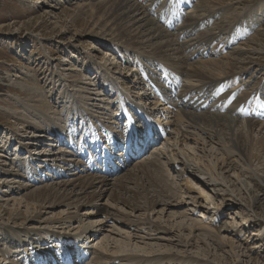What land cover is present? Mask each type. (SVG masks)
Listing matches in <instances>:
<instances>
[{
    "label": "rangeland",
    "instance_id": "obj_1",
    "mask_svg": "<svg viewBox=\"0 0 264 264\" xmlns=\"http://www.w3.org/2000/svg\"><path fill=\"white\" fill-rule=\"evenodd\" d=\"M106 1L107 0H0V254H2V252L5 253L3 254L2 257L4 260H0L1 261L0 264H26V260L32 261L31 258L34 257V254L38 251L37 249L39 247L45 248L46 246L49 245L58 246V244H55L54 241L56 240L59 243L60 240H58L57 237H51L49 235L46 236L44 235V233L39 234L38 231H40L39 229H42V227L50 226L49 229L53 230L56 234L57 233L61 235H63V233L64 235L66 234L65 235L66 237H64L63 239H67L69 235L75 236L76 233L78 234L81 229H78L76 227L77 222L75 221L74 218L71 220V216H74L76 214L75 212H77V214H80L83 211L89 210L88 208L90 206L85 205L84 204L85 201L81 202L82 199H80L79 201H74L69 206H66L67 204H65L62 200H60L59 199L60 197L57 198L55 196H52L51 194L34 195L33 193L35 191H38L42 186L45 187V185H49L50 183H56L61 180H71L77 178V176L83 177L81 179L83 180L87 178V176H89L90 174L96 173V172L90 173L89 171L91 169L90 170L86 169V171L81 172L84 164L83 163L84 160H88V162L93 160L92 156L90 159V155L89 157L81 158L82 162L78 163L76 168H69L66 171L52 168L53 171L49 172L50 175H53L52 177L47 176L46 171H42V173L34 172V170H36L38 166L35 169L31 168V164H30L31 160L29 159L28 156L29 153L28 152L25 153L24 150L25 148H22L21 146H19L18 143H15V139L12 137V135L14 136L17 135L18 137L23 139V141H26L27 144H25L24 147H26L28 150H31L33 152L32 154L30 153L33 158L34 156H36V159H41L43 161H47L45 159H48L50 162H54L52 161L53 159H58V161L54 162L56 164H59V162L62 161L63 159L78 158L77 156L84 154L82 151L86 149L81 147L82 145L81 146L79 145L80 153L79 155H76V152H73L72 149L67 147L68 144H65L67 143V140L62 141V139L60 138L57 139L54 134L48 135V132L44 131L45 129L38 130L34 128L31 122L25 121V120L32 121V117L30 115L31 112L25 110L27 109V106L31 107L35 105L39 108H42L46 106L40 105L38 100H40V102L42 101L43 104L46 102L48 104L49 109L48 108L43 109V112L45 111L44 113L48 114V116L51 118L49 119L52 120L56 125L60 126L63 131H64L63 122L64 120H67L68 123L71 125V128L66 129L65 127L66 131L64 133L66 135H70V133L73 132V128H75L74 123H78L77 121L78 118L72 120L74 111L67 108L68 104L67 103L65 104L64 102V99L66 100V96H68L69 94H71L72 96L74 95V98L78 100V104L81 105L85 109V111H87L86 114L88 113L90 116L95 115L101 118V120L106 119L105 121H108L106 116L102 114L103 109L99 107H103L104 106L103 104L106 102L109 103L113 101L114 103L115 96L109 90H106L105 87L106 81H104L102 76L103 73L102 64L105 65L108 71L113 74V77L117 82L121 83L122 85H124V87H127L130 90V92H132L131 94L138 92L139 91L138 89H140V88L137 89L133 85V83L128 82L130 80L127 79L130 75H134L135 77L138 76L136 74L138 73V70L137 68H134L137 67L138 62H140V64H142L143 66H147L148 70L153 69L156 72L161 71L163 73L164 72L163 66L167 67L166 65H163L162 61H157L158 59L155 58L150 59L148 56L151 57V54H146L145 56L134 54L136 58L132 56L129 57V59H125L126 54L125 52H123L124 58L118 57L116 52L112 51L107 47L108 44L110 45L111 43H114L112 40H110L112 38L111 36L109 37L106 36V38L102 40H99V37L95 36V33L97 31H100L101 29L100 28L101 23H94L96 20L99 19L98 17H101L100 14L102 9H98V8L106 5L104 4ZM160 1H162L163 6L166 5L165 0H160ZM221 1L222 3L220 4L211 2L210 5H212L215 9L218 7L220 8H218L219 10L215 11L213 17L207 18V20L205 21V25L202 26L203 29L211 27L213 25L214 20H216V23L223 24L224 26L223 32L225 33L227 32V29L230 30L234 24L235 25L246 24L243 29H248L250 27L249 23L247 22L248 23L247 24L246 22L244 23L242 21L251 20L252 26L254 25V27L252 29V34L248 38L251 37L258 38L259 41L263 43L262 46L264 47V16L260 15L251 19H249V16H247L249 14L248 12L252 9L255 10L256 9L255 6H257L258 3L262 0H221ZM85 8L86 10H84ZM188 11L190 10L188 9ZM94 17H97L98 19L97 18L95 19ZM158 24L160 25V23ZM205 26L206 28H204ZM214 30L217 32V29ZM224 37L225 34L220 37L219 45L221 46V48L223 47L226 48L228 45H231L229 43H226L229 41V39L222 40V38ZM246 40L241 41L238 45L235 46L241 45V43L246 42ZM235 46H231V47H235ZM120 48L122 50L124 49V47L121 46ZM226 51L225 52L222 51L220 56L228 55L231 50L229 48L228 49L226 48ZM72 54H75V56L73 57ZM159 55L163 56V54L161 53H159ZM249 56L251 58H249L248 60H250L252 64L249 65L248 67L249 70L247 72L244 71V73L239 72L234 75L231 74L228 75L230 78H233L235 76H238L239 74H243L241 80L244 85L240 86V83H237L235 85H231L228 89L229 91H237L240 87V91H241V90H245L246 88L247 100L252 104L251 108L253 113H255L258 116L254 121L257 120L256 122L264 123V104L262 103L263 101L262 94L264 93V74H263L264 50L263 53L260 52L258 54L257 53L252 55L250 54ZM193 58L195 59H191L190 62L195 63V61L196 62L202 61L203 63H205V65H208L213 68L214 67L218 68L217 63H215V61L213 60L216 58L214 56H209L205 58L203 57L202 58L193 57ZM132 59L134 60L132 61ZM124 60H126L128 65L127 63L123 64L125 62ZM198 64L201 65L202 63H198ZM214 64L216 65L214 66ZM93 65L96 68H93ZM129 65L133 67L127 69L126 66ZM91 68L94 69L95 72L96 70H98V72L100 73L98 72L95 74L91 73L89 70ZM215 72H217V74H220V71L218 69H216ZM217 74L214 75L216 76ZM95 75L96 78L92 80L93 76ZM60 78H62V80ZM90 80H92L93 82ZM142 82L145 91L147 93L152 92L154 94V91L152 90V86L146 81H142ZM65 84L68 85V87H66ZM67 89H71V92H69V90ZM97 91L99 93H97ZM35 92L38 93L39 95H36ZM140 92H142V90ZM74 101L76 103V100ZM22 102H24L23 105L21 104ZM67 102H68V98H67ZM86 103H90V105L88 106ZM109 104H112V102ZM141 107L146 117H150L155 122V118L156 119L158 118L155 116L156 113L153 114L152 112L149 114L146 112V108L149 107V104L144 103L141 105ZM75 113L77 114V112ZM112 113L114 115L116 113L118 114L117 106L114 108ZM120 113L121 112H119V115ZM131 113L133 116L136 115L133 111ZM236 118L241 119L240 117H236ZM33 119H35L33 120V122L37 124V119L34 117ZM259 123L256 127L253 128L254 132L252 131L249 136V141H250L249 153L251 155L250 157L251 169L253 170V172H255V174L259 178L263 179L262 182L264 184V143L262 142L264 140V126L263 124L261 125ZM26 124H28L27 129H25ZM240 125L241 123L238 122L237 125L235 126L236 128L234 127V130L239 131L241 129ZM93 128L94 127H91V130ZM257 128H258V132H257ZM107 129L111 130L112 133L113 128L109 127ZM117 131L120 132L119 128ZM81 133L82 131L79 130L78 135L76 136V138H74L76 140V143ZM84 133L90 134V131L89 132L86 131ZM144 134L145 132L143 133V136ZM47 136H49L50 139L55 137L56 140L52 139L53 141L52 140L45 141L44 138ZM164 136L162 137L161 140H158L156 136V140L153 143L144 147L143 151L140 153L141 157H139V154L135 155L133 157L134 158L133 161L129 162L126 165H122V163L119 162L121 166L116 167L119 168L116 172L113 170L110 174H104L102 172H100V174L96 173L101 177L102 176L109 177L110 180L108 181L110 183L109 185L104 187L107 188L106 190L107 192L105 191L101 198L99 199L96 198L94 203H97V205L100 206L102 205L110 206L112 204L116 205V202H114V195H113L115 192V190L113 189H115V187L111 189L113 186L112 183L116 182V180L114 181V179L118 178L121 180V181L118 180V182L120 181L121 183H124L125 180L123 181V179H129L131 177V175L127 173L126 169L133 168V171L134 169L136 171L138 170V168L141 169L142 167H146V165L144 166V164H139L144 159H146V161L151 160V157L153 158L156 157V159H159L158 156L156 155L157 150L155 149L157 147L162 146V142L164 141L165 138ZM257 137L261 142H258ZM82 138L85 139V142L87 144L88 140L91 137L87 138L86 136L83 135L81 139ZM179 138L180 141L177 144L179 148L182 149V152L185 155V157L189 156L191 158L192 156L193 157L196 156L198 159L202 158L203 161L205 160L204 159L205 157L202 154H206L209 151L208 145L204 148L205 149L204 151H206V153L205 152L203 153L200 150L201 148L200 145H194V143L189 139H183L184 142H182V137ZM92 141L93 140L89 141V146ZM121 142H123V139L121 140ZM254 142L255 145L253 144ZM259 143L262 145L260 146ZM92 146L93 149H95L93 144ZM61 149H65V151ZM137 150H139V148H137ZM168 152L170 151L167 150L166 153ZM234 158H235L234 156L230 157L231 160ZM32 163H35V160L32 161ZM136 164L137 165L139 164L136 167L137 169L134 168ZM199 164L204 166L203 165L204 163L202 162L201 163L199 162ZM43 165L47 166L46 163H43ZM92 166L95 168L94 165ZM110 167L114 168L113 165H110ZM180 167L182 168V165L181 166L179 165V168ZM148 168H149L147 169L148 171L144 170L143 173L144 175L142 173L138 174V176L141 178L137 179L139 181L138 184L140 183L144 184L145 182V186L148 188L151 194V195L149 194L150 196L148 195V197H153V199H157V200L160 199L162 200L165 198L173 202V197H175L173 194L175 193L172 192H175V190L177 189L179 190L180 194L186 192L189 195L196 196V199L194 200L197 201L196 204H198L199 202V205H197L198 212H196V214L194 215H191L193 221L192 225H194L195 221H197L194 218L195 217L197 218L199 216L202 219L201 224L204 223L203 225L205 226L198 224L197 225L198 229L199 227L201 228L202 226L203 227L202 232L205 234L206 233L204 231V229L206 230L205 227L208 228L211 227V230L213 232L211 231L210 234L206 233L205 237L206 235L207 237L205 238L203 236L204 234H202L201 231L197 230L196 232L193 233V236L194 237L196 236V238H193L191 237V235L188 234V231L186 229H181L182 231L181 230L178 231V227H183L184 225V228H187L189 224L192 223V221H190L191 219L187 215L183 216V214H181L180 212L183 211L185 208L182 206H176L174 208L173 207L164 208L162 205H157L154 209L156 212L155 211H152V213L150 212L151 215L153 216L152 217L153 220L155 221L160 220L157 222H160L162 226L165 227L167 226L169 230L171 229L168 235H166L165 237L162 236L163 237L162 239L161 238L158 240L156 239V236L158 234L152 235L151 238L146 237L144 239H140L136 237L137 235H134L135 231H130L132 232L131 235L133 234V236L131 237L132 240L127 241L126 239H124L123 235L119 236L118 234H116V232L110 231V227H108L110 222L108 223L99 222L98 225H100V227H98V229L100 231L95 235L94 234L92 235L91 233H86V234H82L81 237L79 236V238L77 236L76 240H71L72 237L70 238L71 241L69 243V246H73L74 248H77L75 250L76 252L74 255L71 254L67 256L68 254L63 252L62 249L60 250L59 247H56L54 249L51 248V250L48 252L49 253L48 262L44 263L43 261L45 256L47 255H45L43 259L42 256L39 259V256L37 255L35 257L38 258V261L34 263L31 262L29 263L27 261V263L55 264V261H53V259L54 258L59 259L58 257H60L59 255L61 254H62V258L65 260L67 264H71V263L86 264L87 262L89 263L93 260L92 258L93 254L91 252H93L95 247L100 248L101 246V244L97 246L96 242H99L102 236L110 235L113 238L116 237L118 240L114 238V240L112 241L111 240L112 238L109 237V240L107 239V241L104 242V243L108 242L106 243L108 244V246L105 244L107 249L106 252L108 253L109 251L110 255L112 252V254L117 257H114V260L109 263H102V264H120V261L118 260L123 259L124 257L122 256H124L125 254L128 255L129 253L140 254L145 257L147 256L155 259H161V257H163L164 260L170 262L168 264H176L175 262L174 263L172 262L173 259H175L174 261L178 262L177 264H179L180 262L183 264L184 263L264 264V187L262 188L260 186L255 185V183L252 180L247 178L245 173H241L240 175L238 174L239 175L238 180H240L243 184V187H240L239 183H237V181L234 178H232L229 173L224 172L222 170L223 172L220 171V173H221V177L223 176L222 178H224V184L223 185L218 184L217 186L219 187L215 185L214 187L216 188V190L215 191L212 190L213 191L212 192L211 187H208L207 184H205L204 182H199L198 178L196 177V173L189 174L186 171L187 173L186 174L184 173L182 176H176V175L174 176V174H177L175 173V169L174 171L171 169L169 170L166 164L162 165L160 169L157 171L154 169V167H152L153 169L151 167ZM151 170H155L156 172L155 171L152 172ZM79 172L81 174H78ZM123 173L125 174L124 177L122 176ZM152 175L153 176L157 175L158 177L156 176L154 177L155 179H152L153 178ZM159 177L160 178L162 177V179L159 180L158 179ZM146 178H148V180ZM133 182H135V180H133ZM165 185L172 188H169L168 190V187H166ZM191 186L192 187L195 186L197 187V189L194 188L193 191ZM128 187L134 188V184L128 183ZM220 187H222V189L225 191H223ZM158 188L159 190L163 189L162 191H165V189L167 188L166 189L167 192L163 193L165 194V196L163 194H160L159 196ZM174 188L176 189L174 190ZM199 188H204V189L200 190ZM93 189L95 190V188H92V190ZM110 191L111 192L113 191V194ZM156 192L158 193L157 195H155ZM202 192H207L206 196L208 198L211 195L210 199L212 203H210V200L206 199L207 197H205V194ZM167 193L168 195L169 193H171L170 197L171 195L173 197L167 198L168 196ZM198 193L201 194L199 195ZM215 193H217L216 196ZM153 194L155 195V197ZM109 195L110 197H108ZM29 196H31V198ZM163 196L164 198H162ZM182 196H183L182 198L183 200L189 199L185 196V194ZM14 197L20 199V205L17 204H14L15 206L13 205V202L10 199ZM5 199H7L9 202L8 201L6 202ZM24 199L27 202H25ZM140 200L141 202L139 200H138L139 202L136 201L137 205H139L140 203L141 208L142 207L144 209L150 208L151 202L150 201L148 202V199H147V203H145L143 199ZM106 201L107 204H105ZM118 207H120L123 210L122 215H120L122 218L121 217L119 218L118 220L119 222L125 220L127 217L136 219L133 216V214L130 213V211H128L129 210L128 207L121 204H118ZM249 208L252 210H250ZM174 210L175 212H173ZM201 211H203L204 215L200 213ZM147 212H149V209L146 212L144 211V214ZM169 212L170 213L173 212L174 214L173 213L170 214ZM136 213H141V212L138 211ZM29 215L34 216V220L29 219L28 221L26 219V216ZM87 215L93 221L101 219V213L97 214L93 212ZM118 216L119 214L115 217V219H118ZM244 217L247 218L244 219ZM165 219H167L168 221ZM184 219L186 220L185 222L186 224L185 223L183 224V222L185 221ZM22 227L27 228V230L22 229ZM121 228L124 231H129L128 229H125L126 227H121ZM18 234H20L22 237H27L26 235H28V236H33V238L38 237V239L44 238L45 240L39 243V245L34 244L37 246H33V245L29 246L27 244L18 245L19 243L17 241L18 238L16 239L14 238ZM187 234L190 237H188ZM197 235H199L201 238L197 237ZM203 237L204 240L202 239ZM184 238L186 240L190 238L188 239V241H190V243L188 242L189 245L186 243V246H184L183 243L182 244L181 242L179 243V240L184 241L185 240ZM119 239L121 240L119 241ZM196 239L197 241H194ZM115 241L118 242L115 243ZM123 242H125L124 243V245L126 244L125 246L123 245ZM154 242L157 243L155 244ZM175 242H177L178 244H176ZM197 242H199L200 243L199 245H202V247L199 246ZM227 242L233 243L234 252H231L229 250V247L226 244ZM118 243H120V245ZM146 243L148 244L146 245ZM64 247L66 246L64 245ZM59 250H60V254H59ZM83 251H86L87 253H82ZM129 264H136V260H134Z\"/></svg>",
    "mask_w": 264,
    "mask_h": 264
},
{
    "label": "bare ground",
    "instance_id": "obj_2",
    "mask_svg": "<svg viewBox=\"0 0 264 264\" xmlns=\"http://www.w3.org/2000/svg\"><path fill=\"white\" fill-rule=\"evenodd\" d=\"M187 1L190 3V1H193V0H187ZM211 2L218 3V4L222 3L221 0H196L195 5L193 6V8L190 11L184 12V11H181V9H178V11H177L178 16H176L170 23H168V25H171L170 27H165L164 25H162L159 22L158 18H156L158 16V14L156 13V10L158 9V7L160 5V2H158V0H107L104 3L106 5L102 6L103 8L102 7L98 8V9H102L101 14H100L101 17H98L99 19L97 17H94L95 19L96 18L98 19L94 23H101L100 24L101 25L100 31H97L95 33V36H98L99 40L106 38V36L107 37L111 36L112 38L110 40H112L114 43H111L110 45L108 44L107 47L109 49H111L112 51L116 52L118 57H121V58H124L123 52H125V54H126L125 59H129V57H132V56H134L136 58V56L134 54L140 55V56H145L146 54H151V57L148 56L150 59L155 58V59H158L157 61H162L163 65H166L173 73H175L174 76H176V78L178 80H180L178 82L179 83L181 82L179 85V87L180 86L181 87L179 89L173 88L178 83H176V82L174 83L171 80H169V76H168L169 74L167 72H165L162 75V74L157 73L155 70H153L150 72V74L146 73V75L141 76L140 74L136 73L138 76L135 77L134 75H130L127 78L130 80L128 82H132L133 85L137 89L140 88V89H138L139 90L138 92L131 94L132 92H130V90L127 87H124V85L117 82L114 79L113 74L108 71V69L106 68L105 65L102 64V70H103L102 76H103L104 81H106V84H105L106 90H109L115 96V102L114 103H113V101H111L112 104H109L111 102H109V103L106 102L103 104L104 105L103 107H99V108L103 109L102 114L104 116H106L108 121H105L106 119L101 120V118H99L95 115L90 116L88 113L86 114L87 111H85V109L81 105L78 104V100L74 98V95L72 96L71 94H69L68 96H66V100L64 99V102H65V104L66 103L68 104L67 108L74 111L73 117L75 116L76 119L78 118L77 119L78 123H74L75 128H76V126L77 127H80V126L84 127V126H87L88 124L90 125V127H94L91 130L92 135H91V139H89V141H91L93 138V141L91 142V144L94 145V148H95L94 150L99 148L100 153H102L103 149L105 150V152L107 154L106 159L109 158L107 161V163H110L108 165L109 169H112L110 167V165H115V168L121 166L119 164V162H116L117 160H120L122 165H126L129 162H132L134 159L133 157L135 155L140 154L143 151L144 147L153 143L156 140V135L152 138L148 137L147 131H146L147 128H148V132H154V134L155 133L157 134L155 129H157V128L160 129L163 136L166 135V136H164L165 138H164V141L162 142V145L165 143L166 147H165V149H161V147H157V148L155 147L156 148L155 150H157L156 155L158 156L159 159H156V157L155 158L151 157V160L148 159L149 161H146V159H144L141 163H139V164H144V166L146 165V167H142L140 165L142 168L141 169L138 168V170H136V171H135V169L133 171V168L126 169L127 173H129L131 175V177H134V178L128 177L129 179H123V181L125 180L124 183H121L120 182L121 180L118 178L114 179V181L116 180V182L112 183L113 186L111 189H113V187H115V189H113V190H115V192L113 194V191L112 192L110 191L114 195V202H116V205L112 204L113 206L112 205L103 206L102 204H101L102 206H100V205H97V203H94L96 198L99 199L103 196V193L107 190V188H104V187L109 185V183H110L108 181V180H110L109 177H104V176L101 177V176L97 175L96 173L90 174L89 176H87V178L84 177L85 179H83V180H81L83 177L77 176V178H74L71 180H61V181L56 182V183H50L49 185H45V187L42 186L43 187V188L41 187L42 189L41 188L39 190L37 189L38 191H35L33 193L34 195L35 194L36 195H38V194H41V195L51 194L52 196H55L57 198L60 197L59 199L62 200L65 204H67L66 206H69L70 204H72V202L79 201L80 199H82L81 202L85 201L84 202L85 205L90 206L88 208L89 210L83 211L80 214H77V212H75L76 214L74 216H71V220L74 218L75 221L77 222L76 227L78 229H81L78 234L77 233L75 234V236L69 235L67 239H63L64 237H66L65 236L66 234L65 235H64V233H63V235H61L59 233L56 234L53 230L49 229L50 226L42 227V229H39L40 231L37 230L39 232V234L44 233V235H46V236L49 235L51 237H57V239L60 241L62 239L69 241L71 237H72L71 240H76L77 236L79 238V236L81 237L82 234L91 233L92 235L93 234L95 235L96 233H98L100 231L98 229V227H100V225H98L99 222H107V223L110 222V224L108 225V227H110V231L116 232V234H118L119 236L123 235L124 239H126L127 241L132 240L131 237L133 236V234L131 235L132 232H130V231H135L134 235H137L136 237H138L140 239H144L146 237L151 238L152 235L158 234L156 236V239L158 240L160 238L162 239L163 238L162 236L165 237L166 235H168V233L170 232L171 229L169 230V228L167 226L166 227L162 226V224L160 222H157L160 220H157V221L153 220V218H152L153 216L151 215V213H152V211H155L154 209L157 205H162L164 208H166V207L167 208H172V207L174 208L176 206H182L185 209L183 211H180L181 214H183V216L187 215L191 219L190 221H192L191 215H194V214H196V212H198L197 205H199V202H198V204H196L197 201L194 200V199H196V196L189 195L186 192L180 194L179 190L178 189L175 190L176 188H174L175 192H172V193H175V194H173L175 197H173L172 195L170 197L171 193H169V195L167 193V195H168L167 198L173 197V202H171V201H169V199L164 198L165 194H163V193L167 192L166 191L167 188L166 189L164 188L165 191H162L163 189L159 190V188H158L159 196H160V194H163L164 196L162 198H164L165 200L164 199L161 200L160 197H159L160 200L153 199V197H148V195L150 194V191L145 186V182H144V184L143 183L138 184L139 181L137 180V179L141 178L138 176V174H141V173L143 174L144 170L146 171L147 169H149L148 167H151V168L154 167V169L157 171L160 169V167L162 165L166 164L168 166L169 170L171 169L174 171V169H175V173H177V174H174V176L175 175L176 176H182L184 173L186 174L187 172L189 174L190 173H196V177L198 178L199 182H204L205 184H207L208 187L212 188L211 191L216 190V188L214 187L215 185L217 186L218 184H222V185L224 184V178H222L223 176L221 177V173H220V171H222V170L224 172L229 173L231 175V177L234 178L237 181V183H239L240 187H243L242 182L240 180H238L239 175L241 173H245L247 178L252 180L255 183V185L260 186L262 188L264 187V184L262 182L263 179L259 178L255 174V172H253V170L251 169V165H250L251 155L249 153V151H250L249 150V144H250L249 136H250L251 132L253 131V128L256 127L259 122H256L257 120L254 121V117H252L249 112H246L244 114V116L241 117L242 119H237L236 117H232L233 116L232 111H234V109L238 103L241 106L242 102L244 101V98L238 99L236 101L235 106L231 105L225 111H220L218 106H217L222 99V95L225 93V87L222 85V82L227 80L229 77L228 75H230V74L234 75V74H237L239 72H242V73H244V71L247 72L249 70L248 69L249 65L252 64V62L250 60H248L249 58H251L249 55L250 54L251 55L256 54V53L258 54L260 52L263 53V50H264V47L262 46L263 43H261L258 38L251 37V38H248L246 40V42L241 43V45H243L244 47L239 45L237 47L232 48V50L226 56H223V55L222 56L219 55V57L215 56L216 58L213 60L215 61V63H217L218 68H215V67L213 68V67H210L208 65H205V63H203L202 61L201 62L195 61V63L190 62L191 59H195L193 57L196 54L207 52V51L214 53L216 46L221 47L219 45L220 37L225 34V32H223V30H224L223 24L216 23V20H214L213 25L211 27L203 29L200 31L201 23L205 22L204 20H206L207 18L213 17L215 11L219 10L218 8H220V7H218L215 9L212 5H210ZM153 7H154V11H153ZM255 8H256L255 10L252 9L248 12L249 14L247 16H249V19L255 18V17L260 16V15L264 16V0L260 1L258 3V5L255 6ZM84 10H86V8ZM98 12H99V10H98ZM153 13H156V17L153 16ZM158 23H160V25ZM245 25L246 24H242L241 26H243V28H244ZM214 29H217V32ZM226 43H228V42H226ZM120 46L124 47V49L122 50L120 48ZM159 53L163 54V56H160ZM72 56L74 57L75 54H72ZM198 57H201V56H198ZM134 59H132V61ZM124 61L125 62L123 64L127 63L126 60H124ZM198 63H202V64L199 65ZM127 65H128V63H127ZM215 65L216 64H214V66ZM242 66H244V67H242ZM126 67H127V69H129L130 67H133V66L129 65ZM93 68H96V67L93 65ZM97 69H99V68H97ZM138 69L141 70V68H138ZM216 69H218L220 71V74H217V72H215ZM89 70L93 74L98 72V70H96V72H95L94 69H92V68ZM98 73H100V72H98ZM214 74H217V75L215 76ZM95 78H96V75L93 76L92 80ZM60 79L62 80V78H60ZM63 79H64V77H63ZM92 80H90V81H92ZM142 81H148L152 84V86H153L152 90L154 91V94L152 92L147 93L145 91V89L142 85V83H143ZM67 82H68V80H67ZM66 87H68V85H66ZM155 89L158 93H155ZM212 89H213V94L210 95ZM67 90H69V92H71V89H67ZM141 90H142V92H140ZM36 91H37V89H36ZM97 93H99V92L97 91ZM35 94L39 95L36 92H35ZM207 97H209V99L207 101L208 104H207V102L203 101V98L205 100V99H207ZM67 98H68V102H67ZM74 100H76V103ZM38 101H39L40 105L46 106V107L39 108L35 105L31 106V107L27 106V109H25V110H28L31 112L30 115L32 117V121L31 120L30 121L25 120V121L31 122L32 126L38 130L39 129L40 130L45 129L44 131H47L48 135L54 134L57 139L60 138V139H62V141L67 140L68 144L75 145L76 140L74 138H71V137L68 138L66 136V134L64 133V131L62 130V128L60 126L56 125L52 120H50L51 118L48 116V114L44 113L45 111L43 112V109H46V108L49 109L48 104L46 102L43 104L42 101L40 102V100H38ZM144 103L149 104V107L146 108L147 113H149V114L152 112H153V114L156 113L155 116L158 118L157 119L155 118V122L150 117H146V115L142 111L141 105ZM21 104L23 105L24 102H22ZM86 104L88 106L90 105V103H86ZM115 105H117L119 107L120 112H121L120 113L121 116L125 115L126 117H128V124L126 126L125 133L129 137L132 136L131 146L128 150H127V148H126V150H124L125 154L123 153V148L118 151V148L120 146V142L118 140L120 137V135H119L120 132H118L117 130H118V128H120V125H119L118 119H114V114L112 113V111L116 107ZM132 111H134V113L137 114L139 117L133 116L131 113ZM75 112H77V114ZM33 117L37 119V124H35L33 122V120H35V119H33ZM238 122L241 123V125H240L241 129L239 131H235L234 127L237 125ZM67 123H68V121L64 120V122H63L64 127L62 126L64 129H65ZM259 124H261V125L263 124V126H264L263 122L259 123ZM27 125L28 124H26L25 129H27ZM98 127L100 129L99 132L101 134L103 132L102 136L100 134H98V132H97ZM109 127L113 128L112 133H111V130L107 129ZM142 128H143V133L145 132L144 136L142 134V130H141ZM259 130H260V128H259ZM257 132H258V128H257ZM140 134H142V135H140ZM255 134H256V132H255ZM96 136H98L99 138L96 139ZM12 137L15 139V143H18L19 146H21L22 148H25L24 149L25 153L26 152L29 153L28 156H29V159L31 160V163H30L31 168L35 169L38 166L36 168V170H34V172H37V173L41 172L42 173V171H46V175L52 177L53 175H50V173H49V172L53 171L52 168H55L57 170H65L66 171L69 168H76L77 164L82 162L81 158H79V159L78 158H75V159L70 158V159H63L62 161L59 162V164H56L54 162L58 161V159H53L52 161H54V162H50L48 159H45L47 161H43L41 159H36V156H34V158H33L31 155L33 152L31 150H28L26 147H24V145L27 144L26 141H23V139H21L17 135L16 136L12 135ZM55 137L50 139V137L47 136L44 139H45V141L46 140L51 141L52 139L56 140ZM179 137H182V142H184L183 139H189L194 143V145H200V147H201L200 150L203 153L204 152L206 153V151H204L205 150L204 148L208 145L209 151L206 154H202L205 157L204 158L205 160L203 161L202 158L198 159L196 156L195 157L192 156L191 158L189 156L185 157V155L182 152V149H180L178 144H177L180 141ZM103 138H107V140L104 141ZM254 138H253V141H254ZM103 142H108V143H105L103 145ZM258 142H261V141H259V138H258ZM262 142L264 143V140ZM121 144L123 145L124 142H121ZM253 144L255 145V142ZM253 144H252V146H253ZM79 145L80 146L82 145L81 147H83L84 149L88 148V143L86 144L84 138H82V141H81V143H79ZM261 145L262 144H260V146ZM137 148H139V150H137ZM61 150L65 151V149H61ZM134 150H137V151H134ZM167 150H169L170 152L166 153ZM88 154L90 156H92L91 151ZM232 156H234L236 159L234 158L231 160L230 157H232ZM125 158H127V160H125ZM34 160H35V163H32V161H34ZM36 162H38L39 164ZM199 162L204 163L203 164L204 166L200 165ZM43 163H46L47 166H44ZM35 164H37V165H35ZM60 165H62V166H60ZM138 165L136 164L134 166V168H136ZM179 165L180 166L182 165V168L181 167L179 168ZM92 168L94 169L93 166H92ZM86 169L88 170L87 166L85 164H83L81 172L86 171ZM155 170H151V171L153 172ZM151 171H149V172H151ZM78 174H81V173L79 172ZM124 175L125 174L123 173L122 176L124 177ZM146 175H147V172H146ZM156 176H153V178L152 177L151 178L155 179L154 177H156ZM174 176H173V178H174ZM119 178H120V176H119ZM144 178H145V176H144ZM146 179L148 180V178H146ZM158 179L161 180L162 177L161 178L159 177ZM118 180H120L119 182L121 184L118 182ZM133 180H135V182H133ZM156 180H157V178H156ZM117 182L119 183V185ZM128 183L134 184V188H132L133 186L131 188H129ZM165 184H166V182H165ZM167 185H165V186L168 187V190H169V188H172V187H169ZM186 185H188V184H186ZM217 187H219V186H217ZM92 188H95V190L94 189L92 190ZM108 188H110V187H108ZM194 188L197 189V187L193 186L192 187L193 191H194ZM220 188L222 189V187H220ZM199 189L202 190L204 188H199ZM155 190H157V189H155ZM190 190H191V188H190ZM223 191H225V190H223ZM154 192H152V193H154ZM168 192H171V191H168ZM245 192H246V189H245ZM202 193H204L205 197H207L206 196L207 192H202ZM157 194L158 193L156 192L155 195H157ZM184 194L187 198H189L188 200L182 199L183 198L182 195H184ZM51 195H49V196H51ZM155 195H154V197H155ZM216 195H217V193H215V196ZM29 197L31 198V196H29ZM108 197H110V195ZM111 197H113V196H111ZM210 197H211V195L209 196V198L207 197L206 199L210 200V203H212ZM25 199H27V198H25ZM25 199H24V201H25ZM106 199H108V198H106ZM140 199H143L145 203H147V199H148V202L149 201L151 202L150 208H148L149 212L144 214V211L146 212V211H148V209H146V208L144 209L143 207L141 208L140 203H139L140 206L137 205L136 201L139 200L141 202ZM10 200H12L13 205L14 204L20 205V199H17L14 197ZM5 201L7 202L8 200L5 199ZM21 202H22V200H21ZM25 202H27V201H25ZM105 204H107V201ZM118 204H121V205L128 207V209H129L128 211H130V213H132L136 219L127 217L125 220L119 222L118 220L121 217L120 215H122L123 210L120 208L121 207L120 205H119L120 207H118ZM81 205H82V203H81ZM74 207H76V206H74ZM163 207H160V208H163ZM214 207H212V208H214ZM159 210H161V209H159ZM250 210H252V209H250ZM138 211H140L141 213H136ZM72 212H73V210H72ZM93 212H95L97 214L101 213V219L95 220V221L91 220L87 214H91ZM173 212H175V210ZM204 212H206V211H204ZM125 213H126V211H125ZM172 213H170V214H172ZM200 213H202L204 215L203 211H201ZM118 214H119L118 219H115V217ZM77 215H80V216H77ZM82 216H84V217H82ZM170 216H169V218H170ZM246 218L247 217H244V219H246ZM26 219L28 221H29V219L34 220V216H31V215L26 216ZM174 219H175V216H174ZM194 219L197 220V221H195L194 225H192L193 224V221H192V223L189 224V226L187 228H184V225H183V227H178V231L181 229H186L188 231V234L191 235V237H193V238H196V236L195 237L193 236V233L196 232L197 230L201 231V233L204 234L202 232L203 227L201 226V228L199 227V229L197 227L198 224H200V225L204 224V223L201 224L202 219L199 216L197 218L195 217ZM71 220H69V221H71ZM165 220H167V219H165ZM185 222H186V220L183 222V224ZM170 226H172V225H170ZM203 226H205V225H203ZM121 227H126L125 229H128L129 231H124V230H122ZM205 228H206V230L204 229V231L206 233L210 234L212 231L211 227H209L210 229L208 227H205ZM22 229L27 230V228H25V227H22ZM105 229H106V227H105ZM171 232H173V231H171ZM184 234H182V235H184ZM205 234L203 235L204 237H205ZM177 235H179V234H177ZM189 235H188V237H190ZM26 236L27 237H22L20 234H18L14 238L15 239L18 238V240H17L19 242L18 245L27 244L29 246H32V245L37 246V245H39V243H41L45 240L44 238L38 239V237L33 238V236H28V235H26ZM109 237H111V236L110 235H108V236L104 235L99 240V242H96L97 246L99 244H101L102 247L101 246H100V248H98V247L94 248L93 247L94 250H93V252H91L93 254L92 255L93 260L89 263L87 262L86 264L109 263V262L114 260V257H117V256H114L111 251H110L111 255H110L109 251H108L109 254L106 252L107 251L106 245L108 246V244H106V243H108V242H106V243H104V242L107 241V239L109 240ZM169 237H170V235H169ZM197 237L201 238L199 235H197ZM204 237L202 238L203 240H204ZM206 237H207V235H206ZM111 238H112L111 240L113 241L114 238H116V237H114V238L111 237ZM178 238H179V236H178ZM208 238H209V236H208ZM152 239H154V238H152ZM165 239H167V238H165ZM188 239H190V238H188ZM188 239L187 240L185 239L184 241L179 240V243L180 242H181V244L183 243L184 246H186V243L189 245L190 241H188ZM8 240H10V239H8ZM93 240H96V239H93ZM120 240L121 239H119V241ZM182 240H183V238H182ZM194 241H197V239ZM11 242H13V241H11ZM117 242L115 241V243H117ZM112 243H114V242H112ZM124 243L125 242H123V245H124ZM159 243H158V246H159ZM175 243L178 244L177 242H175ZM197 243H198V245L200 244L199 242H197ZM34 244H37V245H34ZM118 244L120 245V243H118ZM129 244H131V243H129ZM147 244L148 243H146V245ZM226 244L228 245L229 250L231 252H234L233 243L227 242ZM103 245H105V246H103ZM91 246H92V244H91ZM148 246H150V245H148ZM199 246L202 247V245H199ZM56 247H57L56 245L55 246L49 245V246H46L45 248L39 247L37 249L38 251L36 250L37 252L34 255L35 256L41 255L42 259H43V257L45 256L44 255L45 252H49L51 250V248L54 249ZM171 247H173V246H171ZM61 248H62L63 252L68 254L67 256H69L71 254L74 255L76 252L75 250L77 249V248H74L73 246L64 247V245H62ZM162 248H164V247H162ZM204 248H206V247H204ZM164 250H162V251H164ZM198 250H200V249H198ZM90 251H92V250H90ZM123 252H124V250H123ZM148 252H150V251H148ZM203 252H204V250H203ZM82 253H87V252L83 251ZM136 253H138V252H136ZM144 253H147V252H144ZM3 254H5V253L2 252V254H0V260H4L2 258ZM59 254H60V250H59ZM236 255H234V256H236ZM59 256L61 258L58 257L59 259H57V258L53 259V261H55V264H67L65 262V260L62 258V254ZM122 257H124V258L118 260V261H120V264H129V263L133 262L134 260H136V264H168V263H170L169 261L164 260L163 257H161V259H155L152 257H147V256L145 257L143 255L135 254V253H129L128 255L125 254ZM48 258H49L48 255L45 256V258L43 260L44 263L48 262ZM143 259H145V260H143ZM174 260L175 259H173L172 262L173 263L175 262L177 264L178 262H176ZM27 261L29 263L30 262L34 263V262L38 261V258L35 257L34 259H32V261H29V260H27ZM75 262H78V261H75ZM237 262H238V260H237ZM71 264H74V263H71ZM179 264H183V263L180 262ZM184 264H188V263H184Z\"/></svg>",
    "mask_w": 264,
    "mask_h": 264
}]
</instances>
